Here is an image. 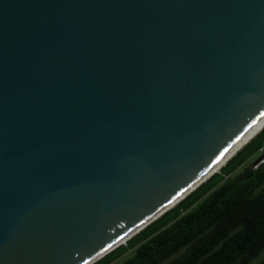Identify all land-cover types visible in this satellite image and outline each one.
<instances>
[{"label": "water", "instance_id": "water-1", "mask_svg": "<svg viewBox=\"0 0 264 264\" xmlns=\"http://www.w3.org/2000/svg\"><path fill=\"white\" fill-rule=\"evenodd\" d=\"M264 128V0H0V264H93Z\"/></svg>", "mask_w": 264, "mask_h": 264}, {"label": "trees", "instance_id": "trees-1", "mask_svg": "<svg viewBox=\"0 0 264 264\" xmlns=\"http://www.w3.org/2000/svg\"><path fill=\"white\" fill-rule=\"evenodd\" d=\"M256 152L259 162L246 164ZM129 252L121 264H264V128L224 173L93 264Z\"/></svg>", "mask_w": 264, "mask_h": 264}, {"label": "rangeland", "instance_id": "rangeland-1", "mask_svg": "<svg viewBox=\"0 0 264 264\" xmlns=\"http://www.w3.org/2000/svg\"><path fill=\"white\" fill-rule=\"evenodd\" d=\"M259 133V132H258ZM257 133V134H258ZM256 134V135H257ZM255 135V136H256ZM254 136V137H255ZM254 137H252L251 139H250V141L240 150V152L235 156V157H233L228 163H226L225 165H223L221 168H219L216 172H214L210 177H209V179H206L205 181H204V183L202 184H200V185H198L194 190H192L190 193H192V192H194V191H196L198 188H200L202 185H204L205 183H207V182H209L210 180H212L216 175H218V174H220V173H224L225 172V169L230 165V163L241 153V151L253 140V138ZM260 157H261V153L260 152H256V153H254V154H252L249 158H248V160L245 162L246 164H253V163H256V162H259V159H260ZM238 160V159H237ZM236 160V161H237ZM236 161L231 165V166H233V165H235V163H236ZM243 168H244V165H241V166H239L237 169H235L233 172H232V175L233 176H235L236 174H238V173H240L242 170H243ZM220 170V171H219ZM229 170V169H228ZM219 178V177H218ZM189 193V194H190ZM188 194V195H189ZM187 195V196H188ZM186 196V197H187ZM186 197H184L183 199H185ZM182 199V200H183ZM181 200V201H182ZM178 204V203H177ZM176 204V205H177ZM175 205V206H176ZM126 244V243H125ZM123 245V244H122ZM130 256H132V253L131 252H129V253H127V254H125V255H122V256H120V257H118L114 262H113V264H121L124 260H126L127 258H129Z\"/></svg>", "mask_w": 264, "mask_h": 264}, {"label": "bare ground", "instance_id": "bare-ground-1", "mask_svg": "<svg viewBox=\"0 0 264 264\" xmlns=\"http://www.w3.org/2000/svg\"><path fill=\"white\" fill-rule=\"evenodd\" d=\"M219 171H220V170H219ZM212 176H213V175H212ZM212 176H211V177H212ZM208 179H209V178H208ZM203 183H204V182H203ZM203 183H202V184H203Z\"/></svg>", "mask_w": 264, "mask_h": 264}]
</instances>
